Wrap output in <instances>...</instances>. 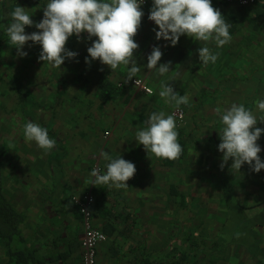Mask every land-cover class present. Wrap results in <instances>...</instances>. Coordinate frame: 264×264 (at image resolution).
Wrapping results in <instances>:
<instances>
[{"label":"crops","instance_id":"0c3cea01","mask_svg":"<svg viewBox=\"0 0 264 264\" xmlns=\"http://www.w3.org/2000/svg\"><path fill=\"white\" fill-rule=\"evenodd\" d=\"M47 2L5 0L1 3L0 62L4 64L3 69L11 71L10 76L4 77L7 81L3 84L14 86L19 102L18 89H22L27 92L32 105H36L32 89L22 86L37 85V79H42L45 84L58 86L56 98L59 101L67 89L68 73L73 69H85L98 76L96 98L99 102L105 105L118 101L122 89L115 99L102 102L99 85L107 82L119 87L120 81L128 79L125 76L129 66H120L112 73L99 61H93L91 65L85 63L87 48L91 45L86 33L81 40L75 36L69 39L67 48L77 52L78 56L74 60H66L60 68L38 62L39 54L34 55L38 48L31 42L24 48L28 53L26 58L17 56L15 46L6 34L10 12L20 5L28 9L34 23L39 22ZM257 2L259 7H264V0ZM212 3L231 25L230 35L237 44L235 32L239 30V15L234 7H226L220 0H212ZM151 7L152 0L143 10L145 15L135 37L139 49L134 57L137 65L143 67L139 72L148 75L145 67L147 56L153 46H159L162 53L173 56V64L180 70L177 79L184 80L186 85H209V71L213 66L211 63L202 65L197 53L204 42L182 36L177 46L172 47L166 41H157L153 32L157 26L148 19ZM263 11L261 14H264ZM33 31L37 29L26 28V33ZM143 38L148 41L144 42ZM208 46L215 53L225 54V46L216 48L211 43ZM34 59H37L35 64ZM101 68L103 71H100ZM77 74L73 81L82 82L83 75ZM22 76L28 82L23 83ZM149 80L155 87L158 86L156 79ZM28 112L32 113V108L29 107ZM99 114L96 117L105 116ZM22 116L24 118L23 111ZM101 123H106L105 119H101ZM122 123L113 128L107 146L102 137L105 126L96 122L87 131L79 132L82 145L78 150L69 147L66 138L57 132L47 130L54 134L53 139L56 140L47 164L43 163L45 161L33 163L35 160L32 159V168H29V164L18 163L15 175L7 179L4 173L6 163L3 161L4 193L25 217V243L20 247L26 252H36L41 264H83L82 218L72 198L91 193L96 201L94 226L107 235V240L98 248V264H264V169L254 173L245 164L240 172L231 174L229 168L232 162L229 161L221 171L222 154L219 151L217 157L193 158L185 136H178L184 137L187 143L183 158L171 161L152 156L149 159L143 147L135 141L138 125H130L128 121ZM85 134L86 141L82 138ZM263 138L262 135L258 140L262 161ZM214 139L220 142L219 135L208 138L212 142L216 141ZM101 152H107L113 158L122 156L135 164L137 171L128 181L129 188L117 190L108 185H92L94 178L90 173L94 168L98 169L100 165L102 173L106 172L108 161L101 158ZM231 196H234L233 201L228 199ZM9 262L4 241L0 238V264ZM28 264L37 263L31 261Z\"/></svg>","mask_w":264,"mask_h":264},{"label":"clouds","instance_id":"9594fccd","mask_svg":"<svg viewBox=\"0 0 264 264\" xmlns=\"http://www.w3.org/2000/svg\"><path fill=\"white\" fill-rule=\"evenodd\" d=\"M143 3L144 0H48L42 9L43 18L35 23L28 9L17 5L9 14L6 34L18 57L28 55L24 48L31 42L41 48L38 62L60 68L66 60H74L78 56L77 52L67 48L69 39L75 36L81 40L86 33L91 45L87 48L85 63L91 65L93 61H99L112 73L120 66H129L127 78L132 81L141 68L134 53L139 49L135 37L145 15ZM148 19L159 29L153 28L157 41H166L172 47L177 46L182 36L204 42L197 53L200 63L205 66L218 60V53L208 44L222 48L231 41V25L213 6L212 0H152ZM27 27H35L37 31L26 33ZM162 56L161 47L153 46L145 65L149 72L155 69L160 76L170 72L172 62L160 63ZM159 96L177 109L189 104L187 94L181 95L163 81ZM256 107L264 113V100H257ZM216 111L222 124L217 146L222 154L220 170L223 171L231 161V174L240 172L245 164L251 172L259 173L264 169V161L260 157L262 149L258 140L264 129L257 126V116L242 103H233L223 111ZM259 123H264V115L259 117ZM22 132L27 142H35L45 152L56 145V140L50 138L47 129L38 123L28 121ZM178 136L175 114L159 111L152 112L138 125L135 141L143 147L149 159L154 156L174 161L183 152ZM100 156L108 161L106 172L101 173L94 168L90 173L94 178L92 185H108L117 190L129 188L128 181L137 171L135 164L122 156L113 158L107 152H101Z\"/></svg>","mask_w":264,"mask_h":264},{"label":"rangeland","instance_id":"374dc122","mask_svg":"<svg viewBox=\"0 0 264 264\" xmlns=\"http://www.w3.org/2000/svg\"><path fill=\"white\" fill-rule=\"evenodd\" d=\"M220 1L226 7L230 5L234 7V11L239 15L237 17L239 30L235 32L237 44H234L231 37V41L225 45V54L219 53L218 59H221L218 63H211L213 68L209 71V85H186L184 80L177 79V72L180 73V70L173 64V56L170 53H163L160 63L172 62L169 73L160 76L153 69L148 75H142L139 72L133 78L134 80L141 78L147 81L153 94L148 95L136 89L133 85L134 80H122L118 84L122 89L118 101L105 105L96 98L98 76L94 72L85 71V69L71 70L68 73L70 75L67 79L65 95L59 101L56 98L57 85H48L44 80L37 79L39 82L37 85L29 84L27 86L23 83L28 80L22 76V88H31L33 97L37 99L34 101L36 105H32V102L28 104L35 115L31 112L30 114L35 116V121L39 125L48 131L57 132L66 138L69 147L78 150L82 145L79 132L87 131L96 122L97 125L105 126L102 132L103 136H101L107 146L113 135V128L123 125L122 121H128L130 125H141L152 112L164 111L166 114H175V117L180 112L183 119L176 117L177 131L179 136L186 137L192 151L191 156L193 158L217 157V146L220 142L208 140L209 137L215 138L216 135H219L217 131L220 129V132L222 129L217 109L223 111L233 103H242L257 116V126L264 129V123H259V117L264 113L256 107L257 100H264V14H261L264 7H259L257 0L248 6H242L234 1ZM142 40L148 41L145 38ZM34 47L38 48L34 55L39 54L40 48L36 45ZM36 61L37 59H34V64ZM3 65L0 62V146H7L4 157L6 163V172L4 171V173L6 174L5 179H7L9 176L15 175L18 163L29 164V168H32L31 164L41 163V161H45L43 163L47 164L50 151L45 152L38 148L35 142H27L24 139L22 130L26 121L22 116L19 99L13 90L14 86L9 83L3 84V81H7L4 77L11 74V71L3 69ZM142 70L143 67L140 71ZM77 73L83 75L82 82L73 81L75 75H78ZM150 78L156 79L158 86L155 87L149 80ZM161 81L170 84L181 95L187 94L189 104L181 105L177 109L174 104L166 103L165 99L159 96ZM99 113L105 114V116L96 117L100 115ZM124 115L126 117L121 118ZM101 119H105L106 123H101ZM73 129L75 130L73 131ZM50 134L49 137L53 139L54 134ZM262 135L264 136V133ZM86 136L87 134L82 137L85 141ZM32 159L35 162H30ZM18 160L20 161L18 162ZM98 169L100 170V165H98ZM100 172L102 173V166ZM74 197L72 198L73 203ZM228 199L233 201L234 196Z\"/></svg>","mask_w":264,"mask_h":264},{"label":"trees","instance_id":"16d2710c","mask_svg":"<svg viewBox=\"0 0 264 264\" xmlns=\"http://www.w3.org/2000/svg\"><path fill=\"white\" fill-rule=\"evenodd\" d=\"M120 88L107 82H101L99 85L100 97L102 102L115 99L119 93ZM20 106L23 111L26 123L28 121L35 122V118L28 112L29 97L27 92L22 89H18ZM50 134V133H48ZM216 140V139H214ZM217 141V140H216ZM178 142L183 148V152L180 158H183L186 153L187 143L184 141V137H179ZM218 142V141H217ZM7 146H0V238L4 241L7 254L9 256V264H28L31 261L37 264H41V259L36 255V252H26L22 247L25 243L23 235V227L25 226V217L19 213L11 201L4 193L2 182V168L4 165V157Z\"/></svg>","mask_w":264,"mask_h":264},{"label":"built area","instance_id":"2783aa9c","mask_svg":"<svg viewBox=\"0 0 264 264\" xmlns=\"http://www.w3.org/2000/svg\"><path fill=\"white\" fill-rule=\"evenodd\" d=\"M5 0H0L1 3ZM7 1V0H6ZM234 1L242 6H248L255 2V0H227ZM150 4V0H144L142 5V11L147 8ZM136 81V83H135ZM133 85L136 89L142 93L151 95L153 90L144 79H135ZM176 117L183 119L182 113L178 112ZM95 198L91 193L84 195L83 197H74V203L77 211L80 213L82 218V225L84 231V239L82 241L83 249V264H98V248L107 240V235L100 229L94 226V213L93 208L95 205Z\"/></svg>","mask_w":264,"mask_h":264}]
</instances>
